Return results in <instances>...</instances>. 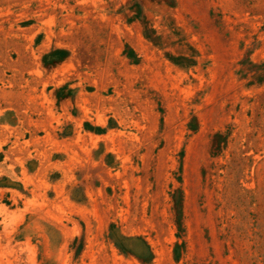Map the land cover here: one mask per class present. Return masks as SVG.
Returning <instances> with one entry per match:
<instances>
[{
  "label": "rangeland",
  "instance_id": "1",
  "mask_svg": "<svg viewBox=\"0 0 264 264\" xmlns=\"http://www.w3.org/2000/svg\"><path fill=\"white\" fill-rule=\"evenodd\" d=\"M0 264H264V0H0Z\"/></svg>",
  "mask_w": 264,
  "mask_h": 264
}]
</instances>
